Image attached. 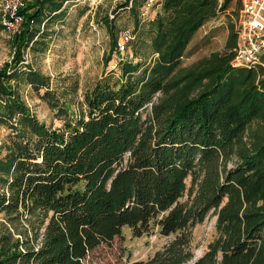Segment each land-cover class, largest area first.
<instances>
[{
  "label": "trees",
  "instance_id": "1",
  "mask_svg": "<svg viewBox=\"0 0 264 264\" xmlns=\"http://www.w3.org/2000/svg\"><path fill=\"white\" fill-rule=\"evenodd\" d=\"M65 1L24 3L17 46L41 41ZM145 1L119 2L133 21L129 54L83 91L78 109L57 102L58 126L18 92L47 86V76L21 64L19 50L0 67V212L27 220L22 238L0 243V264H86L124 227L176 235L123 264H186L191 230L210 212L217 234L190 264H264V132L249 129L264 120V66L231 63L241 0H156L143 17ZM226 10L223 49L183 64L194 33ZM101 19L120 52L128 28Z\"/></svg>",
  "mask_w": 264,
  "mask_h": 264
},
{
  "label": "rangeland",
  "instance_id": "2",
  "mask_svg": "<svg viewBox=\"0 0 264 264\" xmlns=\"http://www.w3.org/2000/svg\"><path fill=\"white\" fill-rule=\"evenodd\" d=\"M25 3L28 0H24ZM122 0H68L63 4L62 13L48 22L47 34L32 47H18L17 41L22 33L23 14L18 27L12 31L0 25V67L11 62L16 52L21 51V64H29L47 76V86L36 88L30 83L20 84L18 92L33 115L47 125L58 126L61 118L55 114V106L60 102L75 111L82 100L83 91L91 86L105 70L115 69L117 59L129 54L124 50L117 52L110 48V36L101 21L105 14L115 15L114 23L121 29L132 28L133 21L126 9L118 6ZM1 2V0H0ZM157 8V6H155ZM117 12V13H116ZM148 15L154 9H149ZM147 15V16H148ZM229 11L202 25L193 35L182 63L188 64L212 50H222L227 36ZM234 20V19H233ZM1 24V23H0ZM210 30V35H205ZM111 58L106 62L105 56ZM47 90V96L43 95ZM63 106V105H62ZM64 107V106H63ZM264 132V120L254 121L249 129ZM6 129L0 125V140ZM229 159L227 165L232 164ZM216 215L210 212L205 219L191 230L192 263L208 247L216 234ZM27 220L11 217L0 212V243L22 238L21 230ZM176 233L162 235L157 230L135 236L124 227L121 234L110 241L102 242L92 249L85 259L86 264H123L127 260L146 259L161 249L175 237ZM219 256L217 260H219Z\"/></svg>",
  "mask_w": 264,
  "mask_h": 264
},
{
  "label": "built area",
  "instance_id": "3",
  "mask_svg": "<svg viewBox=\"0 0 264 264\" xmlns=\"http://www.w3.org/2000/svg\"><path fill=\"white\" fill-rule=\"evenodd\" d=\"M155 1H145L141 7V16L148 15ZM24 3V0H1L0 23L4 28L14 31L18 27L22 19L18 9ZM41 26L43 27V23ZM237 28V41L231 63L236 66H264V0H241ZM131 37L129 28L122 32L116 43L117 50L124 51Z\"/></svg>",
  "mask_w": 264,
  "mask_h": 264
}]
</instances>
